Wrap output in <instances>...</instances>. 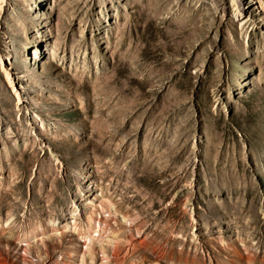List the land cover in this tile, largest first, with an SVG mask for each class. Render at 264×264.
Instances as JSON below:
<instances>
[{
    "label": "rangeland",
    "instance_id": "374dc122",
    "mask_svg": "<svg viewBox=\"0 0 264 264\" xmlns=\"http://www.w3.org/2000/svg\"><path fill=\"white\" fill-rule=\"evenodd\" d=\"M185 1L0 0V264H264V0Z\"/></svg>",
    "mask_w": 264,
    "mask_h": 264
},
{
    "label": "bare ground",
    "instance_id": "6f19581e",
    "mask_svg": "<svg viewBox=\"0 0 264 264\" xmlns=\"http://www.w3.org/2000/svg\"><path fill=\"white\" fill-rule=\"evenodd\" d=\"M249 1V0H245ZM237 5H238V11L244 15L246 14L250 9H251V5L244 3V0L242 2V0H236ZM192 2L189 0L185 1V4L181 7L180 13L177 14V17L172 19V20H167V28L165 29L166 31H168V27L172 26V24L177 23V25L180 26V29L178 31L173 32L171 34H168L166 37L170 40L168 41V44H172L175 47V50L173 49V51L171 52V54L174 57H181L183 56V53L179 50V46H182V44L190 41L191 39L195 38V36L197 35L196 29H190L189 25L191 23V21H189L188 19L190 18V12L192 11ZM163 8L166 9V7L164 6ZM163 8L161 9L160 13H162ZM165 31V32H166ZM198 54V52H196L194 54V56L196 57Z\"/></svg>",
    "mask_w": 264,
    "mask_h": 264
}]
</instances>
